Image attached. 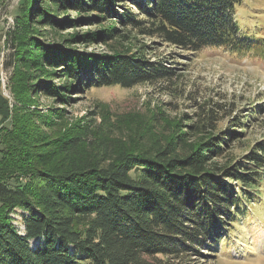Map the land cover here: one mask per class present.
I'll use <instances>...</instances> for the list:
<instances>
[{"label":"trees","instance_id":"16d2710c","mask_svg":"<svg viewBox=\"0 0 264 264\" xmlns=\"http://www.w3.org/2000/svg\"><path fill=\"white\" fill-rule=\"evenodd\" d=\"M240 2L24 0L8 34L6 64L22 107L14 106L0 142V264H196L230 244L240 218L251 216V195L264 187V139L239 160L226 155L248 122L232 117L218 129L232 110L200 103L180 120L162 111L119 115L97 102L93 120L52 127L47 139V114L17 111L39 96L67 103L64 93L90 87L165 89L177 78L175 62L151 61L144 39L186 51L237 47L244 41L233 18ZM70 8L102 25L75 39L98 40L109 53L43 42L45 27L56 32L73 22L59 17ZM44 68H52V81H41ZM60 73L68 79L57 85ZM15 174L28 179L10 185ZM16 208L22 230L11 216Z\"/></svg>","mask_w":264,"mask_h":264},{"label":"rangeland","instance_id":"374dc122","mask_svg":"<svg viewBox=\"0 0 264 264\" xmlns=\"http://www.w3.org/2000/svg\"><path fill=\"white\" fill-rule=\"evenodd\" d=\"M23 3L24 0H0V107L5 111L0 115V142L4 141L5 131L12 127L14 106L22 107V102L15 101L11 79L13 69L6 62L13 51L8 34L14 27ZM85 13L70 8L59 14L60 19L69 18L73 22L56 29V32L45 27L47 31L42 37L43 42L58 43L65 49L85 54L109 53L108 47L98 43V40L85 43L75 39L77 35L95 33L102 27L97 21H86ZM233 18L241 26L244 38L237 47H204L198 51H186L161 44L157 39L152 40L154 44L151 39H144L152 47L147 55L151 61L175 62L173 67L176 68L177 78L165 89L149 84L128 88L118 85L90 87L64 93L72 97L67 103L39 96L38 100L31 99L17 113L32 110L41 112V115L47 114L46 128L50 130L44 135L47 139L54 133L52 127L64 130L77 122L93 120L92 113L97 102L106 103L113 113L119 115L136 113L150 116L151 113L162 111L170 118L180 120L190 118L197 104L217 103L224 107V111L232 110L231 116L228 113V117L218 123V129H225L232 117L248 120L240 141L232 142L226 151V155L239 160L250 146L264 139V111L256 115L248 112L250 108L259 110L264 106V0H241L234 7ZM64 39H72V42H62ZM51 69L44 68L42 82L52 81ZM64 79L68 77L60 73L54 75L53 81L58 85ZM1 153L0 144V156ZM26 179L28 177L22 174H15L9 184L23 183ZM259 195H251L252 200L248 205L251 216L240 218L232 231L230 244L222 247V242L219 243L216 257L211 254L199 257L196 264H264V187L260 189ZM21 213L18 208L15 213H11L20 230Z\"/></svg>","mask_w":264,"mask_h":264},{"label":"water","instance_id":"95a60500","mask_svg":"<svg viewBox=\"0 0 264 264\" xmlns=\"http://www.w3.org/2000/svg\"><path fill=\"white\" fill-rule=\"evenodd\" d=\"M32 242H34V240H32Z\"/></svg>","mask_w":264,"mask_h":264}]
</instances>
